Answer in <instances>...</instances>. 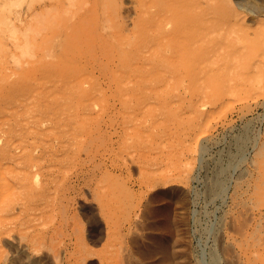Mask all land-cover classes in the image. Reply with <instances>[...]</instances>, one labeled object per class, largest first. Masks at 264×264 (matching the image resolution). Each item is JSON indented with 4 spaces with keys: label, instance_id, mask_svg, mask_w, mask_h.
Instances as JSON below:
<instances>
[{
    "label": "rangeland",
    "instance_id": "obj_1",
    "mask_svg": "<svg viewBox=\"0 0 264 264\" xmlns=\"http://www.w3.org/2000/svg\"><path fill=\"white\" fill-rule=\"evenodd\" d=\"M31 1L0 0V68L6 60L8 61L6 63L11 66L6 75L2 78L0 77V131L3 128L5 129V131L0 133L5 136L10 127L20 129L22 126H34L39 122L36 120L39 115V118L42 115V118L50 117L51 115L57 116L59 115L60 108H63L60 110L61 112L64 110L65 112L72 111L76 113L81 110L80 112L83 113V111L90 110V107H92L93 110L89 111L92 116L85 121L87 122V130H85L87 135L85 139L87 140H85V143L86 141L88 143L85 145H87L86 148L89 149L90 153L86 156L90 161L85 166L95 168L100 165L103 166L105 171L104 174L100 175L93 182L74 177L73 175L69 178H66L64 174L65 177L62 174L53 176L51 184L56 185V189L58 188L56 192L60 194L59 196L56 194L57 198L52 201L53 206L51 204L47 208L43 207L40 213L44 220L43 223H45L42 226H44L46 231L52 230L56 225L61 223L64 224L61 232L55 233L53 240L52 237H47L44 240L45 244H43L44 241H40L42 243L41 246L43 245L42 247L40 243L37 244L38 252H36L37 259H35L36 262L38 260L37 263L35 261L32 263L28 258L29 256L27 257L29 253L21 250V247L17 246V242L15 244V241L9 238L10 241L14 242L15 245L13 246L11 245L12 242L10 243L6 238L3 254L9 253L7 255L10 256V259L9 256L6 255V258H4L5 256L2 257L0 254V264H79L81 246L79 244L75 248L74 244L78 235V231L74 230V228L77 226L84 227V238L88 240L90 247L96 251L83 264H113L112 260L109 262L110 259H105V257L111 253L110 249L112 250V248H110V244L112 247L115 240H119L117 245L120 246L119 242L122 236L120 234L124 236V233L126 246L143 247L144 245H149L147 243L151 241L150 243L154 247L150 245L147 246L148 248L145 247V249H161V246L168 239L161 238L163 241L160 240L159 243L155 241L157 244L152 242L153 239H157V235H166L168 229L171 233L177 227H180V229L184 228L183 230L186 228L188 230L186 234L190 235L187 237L184 234L186 238L184 235L181 236V238H185L187 243L191 241L190 248L193 257L191 256L189 264H192V261H194V264H216L218 260L219 263L224 264L223 258L219 257L222 256L220 250V236H222V233H220L219 229L223 221L221 217H225V211L230 207L231 193L235 186L234 180L244 171L250 170V174L254 176L252 162L257 156L258 147L264 145V67L256 69V63L259 60L258 56L262 53L264 45V0H202V6L206 9V15H172L174 21L166 26L168 32L169 29H172L174 32L177 27L180 28L181 24L185 20H188L189 17L192 19H203V28L207 31V44L218 50L213 58H207L202 60L203 62L194 63V67L197 68L196 70H203V74L206 73L200 83L192 85L191 78L186 76L187 72H183L182 63L169 66L167 72L173 75L166 78L165 81L159 77L152 81L127 79L121 82L117 80L112 82L109 88L108 86L106 87V92L100 91L96 95L93 94L94 87L99 86L103 80L84 81L80 85V93L78 91L77 94L81 95L82 92H88V95L91 94V96H83L84 99L88 98V103L90 102V105L85 102L83 107L81 104L86 100H83V97H81L82 103H79L78 99H73V102L69 103L64 97H61L60 100L67 104L66 107L57 97L52 96L58 95L60 87L51 86L48 92L44 94L37 93L39 92V86L36 84L33 93H30L31 95L22 96L19 100L18 98H14L15 103L12 104L4 100L2 101L3 95L14 89L13 87L20 84L21 81L23 82V79L26 78L23 72L29 68L26 66L28 61L37 59L33 55V51L39 48L38 44L42 40L43 35L55 24L65 19V15H39L37 11H31L28 12V15H22V19L14 20V14L20 11L25 12L28 3ZM156 2L161 3V0H157ZM154 9L153 3H146V0H120V13L123 14L122 19L121 21H110L108 28L110 33H113L112 39H115L114 44H120L117 39L120 42L121 40H128L147 30L146 22L151 20L154 15L146 14H149ZM143 11H145V14ZM92 23L93 20L91 18V22L87 26L60 36L58 40L60 43H65L64 45L68 44L66 42H75L76 39H80L82 43L91 44L92 41L94 42V31H96L92 28ZM101 30L98 29L99 32ZM177 33L178 30L176 32V36L178 37ZM17 40H19V44H16ZM177 41L179 42V39ZM164 44L165 42L161 43V45ZM159 45L160 43L157 44L158 47ZM234 47L237 50L235 55L220 69L215 68L218 61L224 55L223 53L226 54V51H230ZM13 49L15 50L12 51ZM41 59V57L38 58V60ZM219 62L221 63L222 61ZM262 63L264 64V62ZM23 67L28 68L23 69ZM212 68L218 70H214L213 73ZM231 71L236 72L240 79L232 86L225 85L223 78L226 73ZM26 79V82H28L30 78ZM32 79L31 84L35 81ZM50 84L52 85L51 82ZM110 87L113 88L114 92L111 91L112 88ZM46 95L50 96L47 97ZM34 97H38L40 100L36 102ZM15 99L18 101H15ZM23 99H26L25 105L21 104ZM75 100L81 107L78 104V106L76 105ZM58 104L61 107L59 106L57 109ZM70 104L76 105V108L72 105L71 107ZM85 105L86 107H84ZM24 107L25 111L27 110L26 112L24 111ZM120 107H123V109ZM66 108L70 111H66ZM82 108H86V110L82 111ZM53 109L55 110L53 111ZM109 113L117 117H111ZM112 118L115 119L110 120ZM112 122L117 123L113 125ZM122 123H125V125ZM46 124L47 121L43 124L44 128L47 127ZM115 124H118L117 127ZM121 126L124 128L123 133L125 137L124 139L122 138L123 140L117 139L118 135L112 132V129L120 128L121 130L119 129V131L122 133ZM89 128L90 131L88 130ZM244 132L247 134V144L245 145V149L241 151L237 139ZM112 134L114 138L111 140L110 136ZM14 136L19 138L17 135ZM219 165H224L221 177L225 179L226 183L224 182V186L226 185V188L224 187V193L218 194L220 196L215 193L210 195L208 185L211 182L210 180L215 169H217L216 167L221 168ZM114 168L117 171H114V173L109 172V170ZM190 172L193 174L192 180H188ZM6 175H8L7 179L14 183V176H11L9 173H6ZM70 178L73 186L67 187L66 185ZM167 180L169 183H167ZM126 181L130 182V188L127 189V192L125 190V193L119 199L120 201L124 198L125 202L120 201L117 203L116 208L112 207L110 210L107 197L112 192V188L116 190L122 187ZM174 183L175 185L180 184L179 186H191L188 203L190 206L187 205L188 207L184 211L183 209L181 210L185 217L178 215L181 211L177 206L179 204L177 198L173 199L172 197L170 200H166L168 196L163 197L165 195L163 194L165 193L163 188L168 189L169 185ZM38 185H42L41 180ZM158 191L163 195L159 194L160 192L158 193ZM20 197L18 199L22 201L23 197L21 199ZM164 198L166 199L164 200ZM29 199L32 200L30 197ZM152 199L153 201L149 202ZM155 199L157 201H154ZM168 201H170V204L172 203L171 206ZM22 202H24V199ZM144 202L148 203L144 204ZM136 204H138V207ZM146 204H149L148 206L151 211H149V207L145 206ZM141 205L143 208H141ZM167 205L170 207H167ZM173 206L177 208L175 210L177 217L170 216L174 213L169 214V212H174ZM139 208L141 211H139ZM187 208L188 210H186ZM30 209L32 210V207ZM39 209L41 208L37 210ZM117 209L118 211H116ZM159 209H161L162 213H160ZM112 210L116 211L113 216ZM136 211L137 213L139 211L140 216L144 219L147 216L149 217V214H152L150 216L151 219H146L151 224H149V221L148 223L139 217V222L132 225V228H137L138 224H141V227L144 225L142 229L144 230L143 233L146 234L143 235L139 225L138 236L142 234L141 237H138L139 239L137 235L135 236L137 234V232H134L135 228L133 231H129L126 228L129 226L128 222L131 221ZM147 211L148 213H146ZM185 212H189V216ZM167 215L170 216V219L168 218L170 222L173 221L172 224L167 221ZM239 215L243 214L239 213ZM111 216L115 219H112ZM181 216H183V219L180 220ZM92 217H95L93 223L95 228L97 227L96 229L103 225L108 229L101 236L102 241L99 244L91 242L86 234L92 225ZM186 218V221L189 223H185ZM177 220H180L181 223ZM152 222L154 228L151 226ZM165 222L169 224H165ZM177 222L180 224H177ZM110 223L113 224L114 228L110 226ZM114 224L116 225L114 226ZM163 226L167 227V230L162 231L161 229L165 228ZM121 229L125 230L122 231ZM218 229L219 232L217 233ZM26 230L28 231V228ZM113 230H116V232ZM160 230L162 233H157ZM176 230L179 231V228ZM176 230H173L174 236L181 231L183 232V230H180L175 233ZM108 231L111 232L108 233ZM120 231L123 233H120ZM154 231L155 233H153ZM114 232L117 233L119 239ZM13 233H16L14 236L17 239L20 237L17 231ZM130 233H133L132 235L135 237ZM127 234L128 236L130 234L132 237H128ZM149 234H153V236L150 235L152 239L150 237H148V240L145 239L147 237L144 238V236H149ZM231 234L235 237L238 236L233 229ZM173 235L172 233L170 235L168 233L166 236L171 238V236L174 237ZM110 236L111 239L109 238ZM140 238L144 239L143 242L145 240L147 242H139V240L142 241ZM181 238L179 234L178 239L184 242L183 238ZM136 239L138 240L137 243L133 241ZM186 239L189 240L187 241ZM138 243L140 246H134ZM55 244H57V247L52 246H56ZM169 244L165 245L169 246ZM49 247L53 251L56 250L57 254L55 255L51 250L48 251ZM40 248H43V250ZM216 248L218 249V253L216 252ZM126 249L128 252V248ZM70 250L73 252L71 256L67 255ZM214 253L218 257H214ZM155 254L154 258H149V260L154 259L152 261L156 262L151 263L159 264L161 261L158 263V259H161L162 256L159 255L160 253H157L155 257ZM124 255L118 257L124 259ZM150 255H144L143 260L137 255L135 259L138 260L139 258L140 260L135 261L138 264L142 261L144 263L142 262L141 264H146L145 262L149 260L145 259L151 257ZM158 255L159 257H157ZM103 258L106 262H104ZM121 258L115 259V261L118 260L116 264H120V262L123 264ZM28 259L29 263L27 262ZM126 260L128 261V259H124L125 264H134L129 261L128 263ZM115 261H113L114 264Z\"/></svg>",
    "mask_w": 264,
    "mask_h": 264
},
{
    "label": "bare ground",
    "instance_id": "obj_2",
    "mask_svg": "<svg viewBox=\"0 0 264 264\" xmlns=\"http://www.w3.org/2000/svg\"><path fill=\"white\" fill-rule=\"evenodd\" d=\"M156 1L157 0H146V3L148 2L153 3V5L155 6L154 10L150 11L149 14H146V15H154L151 20H148L146 22L147 30L140 33L139 35H135V37H132L128 40L125 39V40H121L120 42L117 39V41L120 44H114L115 39H112L113 33H110L108 28L110 26V21L112 20L121 21L122 19L123 14L120 13V0H32L31 2L28 3L25 12L20 11L14 14L13 16L14 20L22 19V15H28V12L31 11H37L39 15H65V19L55 24L43 35L42 40L38 44L39 48L33 51V55L37 59L27 62L28 64L26 66H28L29 68L23 67V69L28 68L23 72L25 73L24 76H26V78H30L28 82H26L27 79L24 78L23 76L24 78L23 82L21 81L20 84L13 87L14 89H11L7 94L3 95L2 101L4 100L7 103L9 102L11 104L15 103L13 100L14 98H18L19 100L20 97L28 96V94L33 93L36 84L39 86L38 87L39 92L37 93L45 94L48 92V89L51 86H58L60 87L58 95H52V96L57 97L59 100L61 97L62 98L64 97L66 101H68L69 103H71V101L73 102V99L76 100L78 99L77 101H80L79 103H82L81 97L91 96V94L88 95V92H82L81 95L77 94L78 91L80 93L81 91L80 85L84 81L91 82V81L103 80V82L100 83L99 86L94 87L95 90L93 94L96 95L100 91L106 92V87L108 86L109 88L110 84H112V82H115L117 80L121 82L127 79H135L137 81H145V80L152 81L159 77L160 79L165 81L166 78H169L170 76L173 75L167 72L169 66L174 65L176 63L177 64L182 63V66L184 68L183 72H187L186 76L191 78L192 85H196L200 83L204 79L206 73L203 74V70L201 71L196 70L197 68L194 67V63L200 62L207 58H213L218 51L215 47L208 46L207 44V31L206 29L203 28L204 26L203 19H192L191 17H189L188 20H185L184 23L181 24L180 28L177 27L174 32L172 29H169L168 32L166 30V26L174 21L172 19V15H206L205 13L206 9L202 6V0H161V3H157ZM143 13L145 14V11H143ZM91 18L93 20L91 26L93 29L97 31L96 32L93 30L95 33L94 42L92 41L91 44H86V43H82L80 39H76L75 42H66L68 43L66 45H64L65 43H60L58 37L63 36L65 34H69L74 30L87 26L91 22ZM97 28L102 30L99 32ZM177 30H178L177 34L179 35L178 37L176 36ZM177 39H179V42L177 41ZM162 42H165V44L161 45ZM159 43L160 45L158 47L157 44ZM16 44H19V40L16 41ZM14 50L15 49H13L12 51ZM226 52H227L226 54L225 53H223L224 55L222 54L223 56L219 60L222 62L220 63L218 61L215 68L220 69L226 62L230 60L232 56L235 55L237 50L234 47L230 51H226ZM39 57H41L42 59L38 60ZM258 57L259 60L256 63V69L264 67V64L262 63L264 62V45H263V51ZM6 62L8 61L6 60ZM6 62L3 63V65L0 68L1 78L5 76L6 73L9 71V69L11 68V66L8 65V63ZM215 68L211 69L213 73L214 70L216 71L218 70ZM29 73H31L30 76ZM31 78L35 80L32 84H31ZM238 79H240L239 75L236 72L231 71L225 74V77L223 78V82L225 83V85L232 86L236 84ZM50 82L52 83V85L50 84ZM111 91L114 92L113 88ZM46 96L48 97L50 95H46ZM85 99L83 97V100L85 101L81 104L82 107L85 104V102L89 101L87 100L88 98ZM18 100L15 99V101ZM35 100L37 102L40 100V98L37 97L35 98ZM76 100L74 102H76ZM25 101L26 99H23L21 104L25 105ZM61 103H64V101ZM77 104L78 103L76 102V105ZM64 105L66 106L67 104L64 103ZM71 105L73 106V104H70V106ZM126 105L125 107H127ZM59 106L60 104H58L57 109L59 108ZM75 106L73 107L76 108ZM84 107H86V105ZM123 107L120 108L123 109ZM90 108L93 110L92 107ZM61 109L63 108L59 109L60 113L58 112L59 115L57 116L51 115L53 116L51 117L50 115H48L50 117L42 118L43 116L42 115L41 118H39L40 116L39 115L38 119H36L39 122L37 121L38 123L34 126H22V128L20 129H15L13 127H10V129L6 133L7 135L5 136L2 133H0V254L2 257L5 256L4 258H6V255L9 254V253H6L5 255L3 254L5 249L4 247L5 241L8 239V241L10 240L15 241V244L17 242L18 243L17 246L21 247L20 248L21 250H24L25 252L27 251L26 253H29L27 254V257L29 256L28 258L33 263L35 259H37L36 258L37 256L36 252H38L37 244L40 243L41 246L42 243L40 241H44L47 237L50 238L52 237L53 240L54 239L53 236L55 235V233L57 234L58 232L60 233L62 228L64 227V224L58 222L59 225H56L50 231H46L44 226H42L45 223H43L44 220L43 217L41 216L40 211L43 209V207L47 208L48 205L51 206L52 204L53 206L52 201L57 198L56 194H58V196L60 194L56 192L58 189V188L56 189V185L51 184V178L53 176L64 174L66 178H69L71 177V175H73L74 177L84 180H91V182H93L100 175L104 174L105 170L103 166L98 165L95 168H91V166H85L90 161V159H87L86 157L90 153H89V149L86 148L87 145H85L88 144L87 141L85 143V140H87L85 139V137L87 136L85 131L87 130L86 127L87 122L85 121L91 118L92 115L89 113L91 109L86 110V108H84L87 111V113H85L86 111H83L84 110L83 108H82L83 113L80 112L81 111L80 108H79L80 113L79 112L73 113L72 111L65 112L64 110L62 111L63 112L62 113L60 111ZM54 110L55 109H53V111ZM67 110L68 109L66 108V111ZM116 110L118 109L116 108ZM24 111H25V107H24ZM118 114L121 115L120 113ZM113 116L111 115V117ZM115 118H112L110 120H114ZM46 121H47L46 124L47 127L44 128L43 124H45ZM114 123L112 122L113 125ZM122 124L125 125V123ZM119 129H115V130L112 129V132L115 133V135H118L117 139L123 140L125 137L123 133L124 128L122 127V131H121L122 133H120ZM88 130L90 131V128ZM3 131H5L4 128L0 132ZM14 135L19 136V138L15 137ZM110 138L111 140L114 138L113 134L110 136ZM237 141L240 145L239 149L241 151L245 149V145L247 144L246 132H244V134L241 133ZM252 165H253L254 176L250 174L249 172L250 170H249L242 172L241 175L234 180L235 186L233 187L234 189L231 193L230 207L227 209V211L224 210L226 214L225 217L224 218L221 217L223 221L221 223V228L219 229H220V233H222L221 234L222 236L220 235L219 236L221 240L220 250L222 252V256L219 257L223 258L224 264H264V197H263L264 145L258 147L257 156L253 160ZM219 166H221V168H219L218 166L216 167L217 169H215V172L210 180L211 182L208 185L210 195L214 193L218 195L221 192L225 191L224 187L226 185L224 186V184L226 182L224 181L225 179L221 177L223 173L222 171L224 169V165L223 166L219 165ZM114 171H117L116 168L109 170V172L112 173H114ZM6 173H9L11 176H14V183L10 182L9 179H7L8 175H6ZM116 177L118 178V176ZM189 179L190 180L193 179L192 172L189 173L188 180ZM40 180L42 184L41 186L38 185L40 183ZM65 180L64 182H66ZM167 183H169V181ZM179 185L177 184L175 185L174 183L169 185L168 189L163 188V191L165 192L163 194L165 195H163L160 192L161 190L158 191V193L160 192L159 194L163 195V197L168 196L167 199L164 198V200L165 199L170 200V198L172 197L173 199L177 198L181 207L180 208L179 204L177 203L178 208L180 209V211L182 209L184 211L186 207L190 206V204L188 205V203L190 200L191 186L188 185L179 186ZM66 186L67 187L73 186L71 178ZM129 188H130V182L127 181L122 185V187L116 190L112 188V192L107 197L108 202L110 204V210L112 209V207L116 208L117 203H119L120 201L125 202L124 201L125 199L123 198L124 196L122 197L124 200L121 199L119 201V199L121 198L123 193H125V190L127 192V189ZM19 197L20 199L23 197L21 200L23 201L24 199V202L20 201L18 199ZM29 197L32 198V200H30ZM152 201L153 199L149 202ZM154 201L157 200L155 199ZM168 202L169 205L171 206L172 203L170 204V201ZM145 203L148 202H144V204ZM166 203L164 204L166 205ZM138 204H136L137 207ZM148 205L149 204H146L145 206L149 207ZM170 206L167 205V207ZM174 206H173L174 212H169V214L174 213L170 216L177 217V215L175 214V210L177 208H174ZM30 207H32V210L30 209ZM36 207L41 209L37 210L38 208ZM141 208H143L142 205ZM161 209H159V211H161ZM169 210L171 211V209ZM186 210H188V208ZM112 211L113 212L111 213L113 216L114 212L118 211V209L116 211L115 210ZM139 211H141L140 208ZM139 211L138 213L137 211L136 213L134 212L135 214H133L132 219L129 217L131 221H129L130 223L128 222L129 226L126 227L129 231H133V229L135 228L134 232L135 233L137 232V234H135V236L137 235V238L141 237L142 235L141 234L138 236L139 225L141 229L144 227V225L141 227V224H138L137 228L136 227L132 228V225H135L136 222L138 223L139 222L138 220H140L139 217L141 216L139 214ZM149 211H151V209ZM146 213H148V211ZM160 213H162V211ZM181 213L178 215H183V213L182 214ZM185 213H187V216H189L188 215L189 212H185ZM239 213L243 215H239ZM151 215L149 214V217L146 215L147 218L145 219L143 217L141 218H143L146 221V219L148 218L151 219L150 218ZM112 216L111 218L115 219ZM167 216H168L167 221L170 222L169 220L170 216L169 215ZM183 216H181L180 220L183 219L182 218ZM187 218L185 219V223L188 222L186 221ZM94 219L95 217L91 218L92 225L87 230L86 234L91 242L99 244L102 241L101 236L104 235L105 230L107 231L108 229L105 228L104 225L96 229L97 227L95 228L93 223L95 221ZM171 219L173 220V218ZM180 220L177 221L180 222ZM178 222L177 224L181 223ZM166 223L168 222H165V224ZM172 223L173 221L170 222V224ZM149 224H151V222ZM115 225L116 224H114V226ZM110 226L113 227V224L110 223ZM151 226L153 227V222ZM164 227L165 226H163V228ZM26 228H28V231L26 230ZM166 228L167 227L161 230L162 231L167 230ZM177 228H179V231L184 229V228L180 229V227ZM75 229L78 231L77 233L78 235L76 237L77 240L74 241V244H75V248L79 244L81 246L79 253V264H83L86 260H88L87 258L89 256L94 255L96 251L90 247L88 240L84 238V227L77 226L74 228V230ZM219 229L217 233L219 232ZM232 229L238 235L237 237L231 234ZM121 230L124 231L125 229H121ZM161 230L156 232L157 233L160 232L161 234L162 233ZM173 230L171 232L172 235H173ZM185 230H183V232L181 231L182 234L181 232L179 233L180 238L188 231ZM15 231L19 233L20 237L18 239L14 236V234L16 235V233H13ZM113 231L116 232V230ZM143 231L144 230L142 229V233ZM179 231L176 230V232L175 231L174 232L177 233ZM110 232L111 231H108V233ZM115 232L114 234H116V236L118 237L117 233ZM120 233L123 232L120 231ZM153 233H155V231ZM168 233L169 235L171 234L169 232V229H168ZM130 234L129 236H131L133 233L131 235ZM144 234L146 233H143V235ZM179 234L177 233L175 234L176 236L173 235L174 237L171 236V238H169L166 235L161 236L162 234L157 235L158 236V237L156 236L157 239L153 237L154 239L152 242L154 243H156L157 241H158L157 243H159L160 240L163 241L161 238L168 239L166 240L165 243L166 245L169 244L171 241L169 246H166L164 244L163 245L164 247L161 246L162 248L161 249L157 248V250L145 249V247L153 245L152 243H150L151 241L150 242L148 241L149 243L147 244L149 245L146 246L144 245L143 247L140 246L139 243L136 245H134L135 244L134 243L133 245L134 246L138 245L140 247H133L132 245H131L132 247H130V245L126 246L125 233L124 236L123 234H120L123 236V237L121 236V238H125V239L120 238V242H119L120 246L117 245L119 240L118 241L110 240V241H114V243L111 242L113 243L112 247L110 244V248H112V250L110 249L111 253H109V255L105 257V259H110V261L108 260L109 262H111L112 260V263L114 264L113 261H115V259L117 258H121L118 256L124 255L125 252V255L123 256L124 259H128L130 263L138 264L137 261L140 259L139 258L138 260L135 259L137 255H139L138 257L142 258L141 260H143L144 255L149 256L151 254L150 255L151 257L145 259V260H149V258L152 257L154 258V253L156 254L160 253L159 255L162 256L161 259L157 258L158 263L161 261L159 264H164V263L189 264L192 256V251L190 248L191 241L188 242L189 244L185 241L187 234L184 235L185 238L182 237L184 242L181 241L180 239H178ZM150 235L153 236V234H149V236L146 235L144 236V238L147 237L145 239L148 240V237H150L152 239V236ZM189 236L190 235H187V237ZM109 238L111 239V236ZM140 239H142V241L139 240V242H143L144 239L143 238ZM147 240L145 241L147 242ZM12 241H10V243ZM133 241L137 243L138 240L136 239ZM145 241L143 243H145ZM12 243L11 245L14 246L15 245L14 242ZM9 244L8 246L10 247ZM43 244H45V241ZM55 245L56 246L54 245L52 246L57 247V244ZM52 246L50 245V247L54 249ZM50 247L49 250L48 249L47 250L53 251ZM43 248L40 249L43 250ZM126 248H128V252ZM131 248L134 249L137 248V249H135L136 250L135 251L134 249ZM55 251L56 250H54L53 252L56 255L57 253ZM70 251H68L69 254L66 253L69 256L73 254V252ZM216 252L218 253V249ZM159 255L157 257H159ZM214 257H218V256L215 255ZM29 259L27 261L28 263H29ZM124 259L121 258V260H123V264H125ZM152 260H149L148 262L145 263L148 264L150 262V264H152L154 262ZM39 261L41 262V260ZM117 261L118 260L115 261V264ZM128 261L126 260V262ZM37 262L35 261V263ZM104 262L106 261L104 260ZM142 262H140L139 264H141ZM192 262H193L192 264H194V261ZM120 264H122V262H120ZM216 264H221V263H219L218 260Z\"/></svg>",
    "mask_w": 264,
    "mask_h": 264
}]
</instances>
